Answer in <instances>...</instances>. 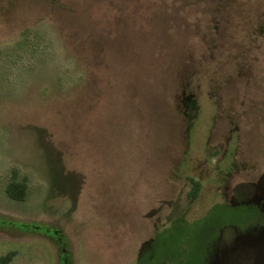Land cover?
Wrapping results in <instances>:
<instances>
[{
    "label": "rangeland",
    "instance_id": "obj_1",
    "mask_svg": "<svg viewBox=\"0 0 264 264\" xmlns=\"http://www.w3.org/2000/svg\"><path fill=\"white\" fill-rule=\"evenodd\" d=\"M228 2L0 0V264H264V38Z\"/></svg>",
    "mask_w": 264,
    "mask_h": 264
},
{
    "label": "trees",
    "instance_id": "obj_2",
    "mask_svg": "<svg viewBox=\"0 0 264 264\" xmlns=\"http://www.w3.org/2000/svg\"><path fill=\"white\" fill-rule=\"evenodd\" d=\"M229 5L228 0H216L215 6L213 9H216L218 12L222 11L225 7ZM253 7V8H252ZM259 8H262L261 11L258 12ZM250 10H254L253 17L251 15H247L249 17V21L251 24L255 25L258 30L259 36L264 38V0H257L256 6H251ZM196 187H199V184L196 183ZM27 192V183L22 180H17L15 177L7 184L6 193L14 199L22 200L26 196ZM8 224L12 225H20L24 228H29L32 226V223H21L14 221H6ZM34 226V225H33ZM10 255L7 259H10Z\"/></svg>",
    "mask_w": 264,
    "mask_h": 264
},
{
    "label": "flooded vegetation",
    "instance_id": "obj_3",
    "mask_svg": "<svg viewBox=\"0 0 264 264\" xmlns=\"http://www.w3.org/2000/svg\"><path fill=\"white\" fill-rule=\"evenodd\" d=\"M183 93H184V91H183ZM187 98V99H186ZM190 99V96H186L184 99H183V102H187V100H189ZM187 104V103H186ZM185 104V105H186ZM226 147H227V144H226ZM227 151V149L225 148V150H224V152H226ZM256 186V185H255ZM257 200H261V202L259 203V202H257ZM253 201H255L257 204H261L262 203V201H263V203H264V193H263V189L262 190H260V194H259V192H257V193H255V195H254V198H253ZM263 203H262V205H263ZM263 207H264V205H263Z\"/></svg>",
    "mask_w": 264,
    "mask_h": 264
}]
</instances>
